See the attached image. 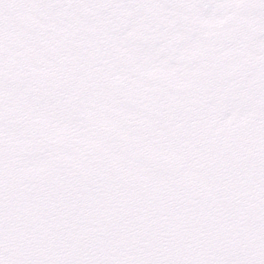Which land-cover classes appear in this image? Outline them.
I'll list each match as a JSON object with an SVG mask.
<instances>
[{
  "label": "snow or ice",
  "instance_id": "obj_1",
  "mask_svg": "<svg viewBox=\"0 0 264 264\" xmlns=\"http://www.w3.org/2000/svg\"><path fill=\"white\" fill-rule=\"evenodd\" d=\"M0 264H264V0H0Z\"/></svg>",
  "mask_w": 264,
  "mask_h": 264
}]
</instances>
